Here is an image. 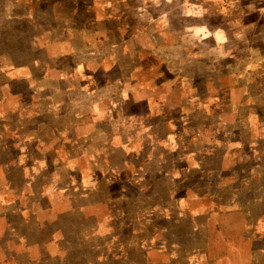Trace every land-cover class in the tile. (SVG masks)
Returning <instances> with one entry per match:
<instances>
[{
    "label": "rangeland",
    "instance_id": "obj_1",
    "mask_svg": "<svg viewBox=\"0 0 264 264\" xmlns=\"http://www.w3.org/2000/svg\"><path fill=\"white\" fill-rule=\"evenodd\" d=\"M0 264H264V0H0Z\"/></svg>",
    "mask_w": 264,
    "mask_h": 264
}]
</instances>
